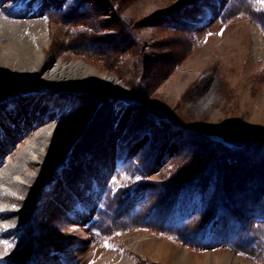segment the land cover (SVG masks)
<instances>
[{
	"label": "rangeland",
	"instance_id": "374dc122",
	"mask_svg": "<svg viewBox=\"0 0 264 264\" xmlns=\"http://www.w3.org/2000/svg\"><path fill=\"white\" fill-rule=\"evenodd\" d=\"M24 2L19 12L41 5L46 17H68L47 20L50 72L58 60L79 59L115 82L101 97L94 90L95 99H80L85 93L44 95L40 79L0 70V123L15 127V101L38 93L33 112L47 119L42 127L61 124L63 139L28 206L0 215V264H264V223L254 222L264 207V0L229 9L231 0ZM5 8L0 17L17 20ZM89 8L98 11L79 21L76 12ZM105 100L114 110L130 106L117 143L103 160L86 152L88 169L81 164L84 173L64 178L78 162L76 140ZM34 134L19 135L11 155ZM213 139L238 148L230 156ZM202 206L212 213L206 228L192 221ZM4 240L15 247L6 252ZM256 241L260 249L251 248Z\"/></svg>",
	"mask_w": 264,
	"mask_h": 264
},
{
	"label": "bare ground",
	"instance_id": "6f19581e",
	"mask_svg": "<svg viewBox=\"0 0 264 264\" xmlns=\"http://www.w3.org/2000/svg\"><path fill=\"white\" fill-rule=\"evenodd\" d=\"M4 2H6V4H4ZM1 3L7 9L9 8L10 11L14 12V14L17 17V20H8L6 18L3 19L0 17V70L5 71V73L10 76L16 73L17 75H20L21 77H24V78L32 77V78L40 79L43 85L49 88L47 89V92L42 93L44 95L58 94L57 92L58 90H64L68 92L70 91L74 93H85V94L87 93L88 94V95L84 94L82 96L79 95L80 99L81 97L83 99L87 97L89 98L92 97L95 99L97 95L89 94L94 90L101 92L99 97H101L103 94H106L105 92L107 91V89L110 88L115 82V78L105 77L104 74H101L95 66L89 63H86L84 60L76 59L69 63H62V61L58 60L55 70L53 72H50L51 65H53L54 57L52 54H49V51L52 48L53 40L50 43V30H49V24L47 22L48 18L45 16L43 7L41 5L37 7L35 11L28 12L25 10L23 12H19V9H16V10L12 9L11 6H15V5L12 4L13 2H11L10 0H0V4ZM97 11H98L97 9L89 8L88 10H85L83 13L76 12L77 19L79 21H82L83 19L82 20L80 19L84 17V15L89 14V13L95 14V12ZM51 18L52 19L50 20L49 23H53L52 21L55 19H58L64 22L66 21L68 17L66 18L62 14V15L52 16ZM104 50H105L104 48L103 50L102 48H99V49L97 48L96 52H99V54L104 55V53L106 52ZM109 61H110L109 67H112L114 62L112 59ZM31 89H34V88H31ZM62 94L63 93L61 91L60 94L58 95L65 96ZM67 95H70V97H73V95L75 94L67 93ZM37 96H38V93H36L35 96H32L29 94L26 97H22V99L24 98L25 100V101L23 100V103L21 102L22 100L21 98L15 101L17 104L16 105L17 108L13 111L12 115L8 116V118L10 119L9 121L15 124L14 125L15 127L12 128L11 126H9L7 121L6 122L2 121L3 123H0L1 124V129H0V193H2L0 194V209L2 208L0 210V215L1 216L3 215V217L6 215L10 216V215L15 214L16 212L19 211L17 208L20 206H24V207L28 206V198H30L33 195L34 191L38 190L39 185L43 179V176L46 175V172L54 164L56 153L51 154V150L55 149L56 147H59L60 141L63 140V139H60L61 138L60 137L61 124H54L55 127H53V125L42 127V125L47 121V119L45 118V116L38 118V115L35 113L37 111L36 105L38 101L40 100V98L37 99ZM35 99H37L36 104L34 101ZM110 103L111 102H108L107 100L103 101L99 110L96 112V114L91 119V121L86 126V128L83 129L81 133V137L79 135L77 136L78 138L79 137L80 138L76 140L75 146L72 149L73 150L72 157H74L75 160H78V162H77V165L71 164V169L63 171L62 174L64 175V178L66 179L69 178L70 173L72 171H75L74 176H76V175H80L84 173L85 168L86 170L88 169L87 163H89L91 160L85 159L86 152L93 153V157L95 158H99L101 156L99 160L106 159L107 155H110L111 152L109 150L112 148V146L115 143H117L116 141L119 138V135L123 131L122 128L124 124L123 122L125 120L126 111H128V107L130 108V106H128L126 109L125 107L124 108L121 107L122 108V109L120 108L121 110H114L112 108L110 109L111 107ZM33 110H36V111L33 112ZM0 118H2V116ZM54 120H55L54 123L59 122L56 119ZM64 128L67 129L66 125H64ZM32 131H34L35 134L30 136L26 140V142L21 144L20 147L17 149V151H15L13 155H11L12 152H14V148L12 149L10 148L11 143L13 144L15 143V140L17 142L18 139H21L19 135H21L22 138H24V137H27L30 133H32ZM49 132H51V135H49ZM1 133L3 134L2 136H1ZM72 136L75 137L74 135ZM249 148L251 149V147ZM3 150H7V153L4 154ZM209 152H211V150ZM227 152H229V149ZM7 155L11 156L10 162L6 166H3V164L5 163L4 161L5 157ZM229 155H230V152H229ZM237 155L238 154H236V156ZM206 158L207 157H205V159ZM234 158H237V157H234ZM242 158H245V157H242ZM197 159H199V157ZM40 160H43V163H41ZM202 162L203 161H201V163ZM81 164L84 165V169L82 168ZM196 165L195 167H198V168L200 167L198 166L199 164L197 166ZM239 166H242V164H240ZM243 167H240V168H243ZM88 171H89L88 173H90V169ZM63 180L65 181V179ZM63 180L60 179V183L61 182L63 183ZM234 181H233V184L236 183V180ZM233 184L231 183L229 185L233 186ZM13 207H15L14 208L15 210H13ZM162 209H163V206H162ZM25 210L26 209H24V211ZM3 211H4V214H1L3 213ZM157 211L159 212V209ZM153 215H155V213ZM228 221L230 222V220ZM2 223L3 221H0V229L2 227ZM224 223L223 225H225ZM226 226L225 227L222 226L223 230L226 229ZM227 228H229V226ZM226 232L224 230V234ZM65 242H69V240L68 241L66 240Z\"/></svg>",
	"mask_w": 264,
	"mask_h": 264
},
{
	"label": "trees",
	"instance_id": "16d2710c",
	"mask_svg": "<svg viewBox=\"0 0 264 264\" xmlns=\"http://www.w3.org/2000/svg\"><path fill=\"white\" fill-rule=\"evenodd\" d=\"M239 2H242V3H246V5L247 6H251V5H253L254 3H255V0H231V2L226 6V8L228 7V9L229 8H232V6L233 5H235V4H238ZM68 8V7H67ZM67 10V9H66ZM66 10H64V11H66ZM63 11V12H64ZM64 14V13H63ZM55 15H62V12L61 13H58V12H49V15H48V20H50V19H52L51 17L52 16H55ZM264 27V26H263ZM213 141V143H215V144H219V145H221L222 147H225V148H227V149H232V150H234V149H236V148H238V147H236V145L234 144V145H232V144H229V143H226V142H223V141H220V140H218V139H213L212 140ZM156 161V160H155ZM197 180V179H196ZM195 181V180H194ZM208 197H209V193L206 195V198L208 199ZM211 201V200H210ZM206 202H207V200H206ZM208 203V202H207ZM205 205V204H204ZM203 205V206H204ZM201 207L202 209H201V211L199 212V214L197 213V214H195L194 216V220H192L194 223H198V224H201V227L202 228H206L207 226H209V223L211 224V221L208 223L207 222V219H208V217H209V214H212V213H209L210 212V207H209V209L208 208H206V207ZM218 208H216L215 210H217ZM259 211H257L256 210V213H255V225L256 226H258V227H261L262 225H263V223H264V211H263V209H264V207L263 206H260L259 208ZM215 210H213V211H215ZM199 215V216H198ZM217 216V215H216ZM193 218V217H192ZM190 223V222H189ZM188 223V224H189ZM262 224V225H261ZM201 228V229H202ZM262 229H264L263 227H262ZM258 241V240H257ZM257 241H256V243L253 245V247H251V248H253V249H260V248H258L257 246H259L258 244H257ZM235 244H237L238 246H240L239 245V242H237V243H235ZM256 244H257V246H256ZM237 248H239V247H237ZM244 248V247H243Z\"/></svg>",
	"mask_w": 264,
	"mask_h": 264
},
{
	"label": "snow or ice",
	"instance_id": "6c2138e0",
	"mask_svg": "<svg viewBox=\"0 0 264 264\" xmlns=\"http://www.w3.org/2000/svg\"><path fill=\"white\" fill-rule=\"evenodd\" d=\"M220 34H221V35L223 34V30L221 31ZM53 127H55V125H53ZM49 135H51V132H49ZM136 179L139 180L140 177H136ZM113 183H115V180H113ZM21 199H22V197H21ZM2 243H3L4 246H5V250H6V252L10 251L12 248L15 247V245H14L13 243H10V242L7 241V240L2 241ZM0 259H2V257H0ZM93 264H94V262H93Z\"/></svg>",
	"mask_w": 264,
	"mask_h": 264
}]
</instances>
